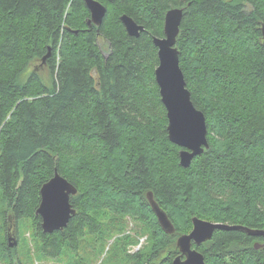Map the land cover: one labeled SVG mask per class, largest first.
Listing matches in <instances>:
<instances>
[{"label": "trees", "instance_id": "trees-1", "mask_svg": "<svg viewBox=\"0 0 264 264\" xmlns=\"http://www.w3.org/2000/svg\"><path fill=\"white\" fill-rule=\"evenodd\" d=\"M97 1L99 27L84 0H0V264H172L194 216L264 229V0ZM175 7L179 65L207 127L208 148L188 167L154 77L152 38ZM122 14L144 31L128 35ZM54 169L77 188L76 212L44 233L35 210ZM193 248L205 264H264V238L240 230Z\"/></svg>", "mask_w": 264, "mask_h": 264}, {"label": "water", "instance_id": "water-1", "mask_svg": "<svg viewBox=\"0 0 264 264\" xmlns=\"http://www.w3.org/2000/svg\"><path fill=\"white\" fill-rule=\"evenodd\" d=\"M84 2L89 11L88 24L99 27L106 13V7L97 0H84ZM182 17V8L169 9L164 16L163 36H154L152 41L157 48L158 64L154 69V77L158 85L160 100L166 110L167 136L171 142L181 147L179 150L180 166L188 167L193 157L208 148V140L205 115L194 106L179 65V50L176 47V41ZM120 20L130 36L137 37L140 32L144 31V26L138 24L127 14H122ZM261 33L264 38L263 24ZM48 55L47 53L43 57V62ZM76 192L77 188L61 176L56 169H54L53 176L41 185L40 202L35 213L41 218L40 226L44 233L61 230L67 225L76 212L70 202V197ZM146 199L163 231L167 234L174 233L173 223L156 202L151 190L146 192ZM191 221V230L176 238L175 245L179 253L173 258L172 264H205L204 255L193 248V243L199 245L210 240L216 229L240 230L249 235L264 238V229L212 222L195 216ZM7 241L9 247L17 243L14 233L8 235ZM255 247H259V244L255 243Z\"/></svg>", "mask_w": 264, "mask_h": 264}, {"label": "rangeland", "instance_id": "rangeland-1", "mask_svg": "<svg viewBox=\"0 0 264 264\" xmlns=\"http://www.w3.org/2000/svg\"><path fill=\"white\" fill-rule=\"evenodd\" d=\"M38 71H40L41 72V74H42V76L45 78V82H46V84L51 88L52 87V82H51V80L49 79V76L47 75L48 73H47V71H48V69H47V67L46 66H42V64L39 66V68H38ZM40 202V201H39ZM39 205V204H38ZM38 207V206H37ZM37 209V208H36ZM36 211V210H35ZM130 219V218H129ZM133 225H134V222H133V220H129V225H128V227H127V229H126V232L127 233H131L132 232V227H133ZM11 228H12V230L10 229V231L8 232V234L6 235V241H7V237H8V235L9 234H12V233H14V235H15V239H16V241H17V243H18V241H19V238H18V232L16 231H14V226L12 227L11 226ZM16 229H17V227H16ZM131 229V230H130ZM25 235L26 236H29V232L28 231H26L25 232ZM146 235L145 236H142V237H140L139 238V241H138V243L134 246V245H131V246H129L128 247V249H129V251L130 252H134V250H133V247H135L136 248V246L137 245H140V247H142L145 243H146ZM17 243L13 246V247H15L16 245H17ZM7 245H8V241H7ZM8 247H9V245H8ZM139 247V248H140ZM138 248V249H139ZM137 249V250H138ZM136 251V250H135Z\"/></svg>", "mask_w": 264, "mask_h": 264}, {"label": "built area", "instance_id": "built-area-1", "mask_svg": "<svg viewBox=\"0 0 264 264\" xmlns=\"http://www.w3.org/2000/svg\"><path fill=\"white\" fill-rule=\"evenodd\" d=\"M139 247H140V245H137L136 248L133 247V250L135 251V250H137Z\"/></svg>", "mask_w": 264, "mask_h": 264}, {"label": "flooded vegetation", "instance_id": "flooded-vegetation-1", "mask_svg": "<svg viewBox=\"0 0 264 264\" xmlns=\"http://www.w3.org/2000/svg\"><path fill=\"white\" fill-rule=\"evenodd\" d=\"M9 231H10V230H9ZM9 231H8V232H9ZM7 234H8V233H7Z\"/></svg>", "mask_w": 264, "mask_h": 264}, {"label": "snow or ice", "instance_id": "snow-or-ice-1", "mask_svg": "<svg viewBox=\"0 0 264 264\" xmlns=\"http://www.w3.org/2000/svg\"><path fill=\"white\" fill-rule=\"evenodd\" d=\"M193 118H194V116H193Z\"/></svg>", "mask_w": 264, "mask_h": 264}]
</instances>
